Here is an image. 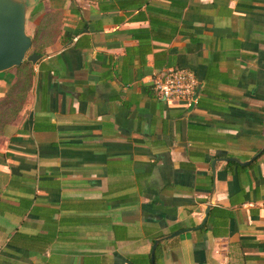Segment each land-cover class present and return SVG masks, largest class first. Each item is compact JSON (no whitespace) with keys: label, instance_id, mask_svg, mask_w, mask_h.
<instances>
[{"label":"crops","instance_id":"0c3cea01","mask_svg":"<svg viewBox=\"0 0 264 264\" xmlns=\"http://www.w3.org/2000/svg\"><path fill=\"white\" fill-rule=\"evenodd\" d=\"M26 2L41 57L0 71V264H151L155 241L154 264H264V0ZM169 69L197 104L157 96Z\"/></svg>","mask_w":264,"mask_h":264},{"label":"water","instance_id":"95a60500","mask_svg":"<svg viewBox=\"0 0 264 264\" xmlns=\"http://www.w3.org/2000/svg\"><path fill=\"white\" fill-rule=\"evenodd\" d=\"M26 13V0H0V71L19 66L25 59L35 63L41 57L40 54L34 52L29 54L32 39L25 31ZM263 150L264 148L259 153ZM223 159L228 161L232 158ZM209 208L207 205L205 217L197 227L178 230L173 232L171 236L202 227L206 222ZM156 245L157 241L152 246L151 264H154Z\"/></svg>","mask_w":264,"mask_h":264},{"label":"built area","instance_id":"2783aa9c","mask_svg":"<svg viewBox=\"0 0 264 264\" xmlns=\"http://www.w3.org/2000/svg\"><path fill=\"white\" fill-rule=\"evenodd\" d=\"M152 89L162 100H184L197 104L200 91L195 75L185 69H169L151 80Z\"/></svg>","mask_w":264,"mask_h":264},{"label":"trees","instance_id":"16d2710c","mask_svg":"<svg viewBox=\"0 0 264 264\" xmlns=\"http://www.w3.org/2000/svg\"><path fill=\"white\" fill-rule=\"evenodd\" d=\"M33 52H34V53H37V54L40 53V51H36L35 49H33V50L31 49V50L29 51V54H30V53H33ZM28 63H29V62L25 60L24 63H23V65H27Z\"/></svg>","mask_w":264,"mask_h":264}]
</instances>
